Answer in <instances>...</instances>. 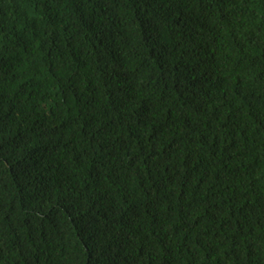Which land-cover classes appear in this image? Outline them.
<instances>
[{
  "label": "trees",
  "instance_id": "obj_1",
  "mask_svg": "<svg viewBox=\"0 0 264 264\" xmlns=\"http://www.w3.org/2000/svg\"><path fill=\"white\" fill-rule=\"evenodd\" d=\"M0 264H264V0H0Z\"/></svg>",
  "mask_w": 264,
  "mask_h": 264
}]
</instances>
